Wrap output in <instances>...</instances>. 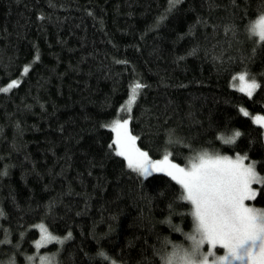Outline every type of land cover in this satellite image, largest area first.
Here are the masks:
<instances>
[{
	"label": "trees",
	"instance_id": "1",
	"mask_svg": "<svg viewBox=\"0 0 264 264\" xmlns=\"http://www.w3.org/2000/svg\"><path fill=\"white\" fill-rule=\"evenodd\" d=\"M262 14L264 0H0V87L19 82L0 92V264H39L40 225L71 233L56 264H160L184 242L179 186L126 167L104 127L116 118L152 159L247 154L264 176L263 129L239 111L264 114V43L248 31ZM239 72L261 85L251 98L230 87Z\"/></svg>",
	"mask_w": 264,
	"mask_h": 264
},
{
	"label": "snow or ice",
	"instance_id": "2",
	"mask_svg": "<svg viewBox=\"0 0 264 264\" xmlns=\"http://www.w3.org/2000/svg\"><path fill=\"white\" fill-rule=\"evenodd\" d=\"M176 2L169 0V10ZM248 31L264 43V14L249 26ZM28 71V67L23 69L25 74ZM232 79L239 81L238 91L249 98L261 87L247 72ZM18 84V81H11L6 87H0V92H9ZM143 87L145 85L140 82L132 86L130 98L121 111H131ZM239 111L245 117L250 115L244 108ZM130 119L116 118L104 125L115 134L109 148L139 177L147 178L153 173L170 177L179 186L176 201L188 205L186 214L192 219L191 232L183 233L188 246L173 244L170 252L160 256V264H264V209L247 203L255 201L264 189V176L257 172L256 162L249 161L247 154L237 153L230 157L206 150L197 152L186 166L173 162L171 152L153 160L147 151L137 146L138 137L130 131ZM253 123L264 129V116L254 117ZM241 135L240 131L234 130L231 135L218 138L225 144H235ZM169 143L179 141L170 139ZM169 208L173 209V205ZM39 230L40 239L35 242L37 250L51 243L62 245L71 238V233L64 238L53 235L44 225H40ZM175 230L182 232L178 227ZM205 246L207 251H204ZM217 249H222L223 254L218 255ZM98 256L104 264H116L104 252ZM36 259L39 264H52L49 257H28L30 262Z\"/></svg>",
	"mask_w": 264,
	"mask_h": 264
},
{
	"label": "rangeland",
	"instance_id": "3",
	"mask_svg": "<svg viewBox=\"0 0 264 264\" xmlns=\"http://www.w3.org/2000/svg\"><path fill=\"white\" fill-rule=\"evenodd\" d=\"M240 73H243V72H239V73H237L236 75H234V76H237L238 74H240ZM233 85H235V87H233ZM230 87L231 88H233V89H236V90H238V87H239V81L237 80V81H233V79H231V81H230ZM130 98V97H129ZM129 100V99H128ZM127 100V101H128ZM127 101H126V104H127ZM125 104V105H126ZM133 106V105H132ZM243 108V107H242ZM245 110H247L248 112H249V117L253 120V118L254 117H256V116H264V114L263 113H251L248 109H246V108H244ZM120 119H122V118H120ZM263 132H264V129H263ZM114 134V133H113ZM115 135V134H114ZM211 153H213V152H211ZM220 155H223V154H220ZM226 156H229V155H226ZM230 157H235V156H230ZM159 159H161V158H159ZM153 160H158V159H153ZM249 161H245V163H248ZM178 164V163H177ZM181 165V164H180ZM187 164H185V165H181V166H186ZM258 172V171H257ZM259 173V172H258ZM153 174H157V173H153ZM164 174V173H163ZM260 174V173H259ZM261 175V174H260ZM263 176V175H262ZM253 187L254 188H258V185H253ZM247 203H249L250 205H252V206H254V207H257L256 205H254L253 203H252V201H249V202H247ZM257 208H259V207H257ZM61 238V237H60ZM188 241H186L185 240V237H184V242L183 243H181V245H184L185 247H187L188 246ZM53 244H55V246H57L56 248H54V249H49V246L51 245H53ZM61 246V244H56V243H51V244H48V245H46L45 246V249L41 252V255L42 256H45V257H49L50 259H51V261H52V264H56V259H57V253H56V249L57 248H59ZM204 251H207V246H205V248H204ZM217 254L218 255H222L223 254V250L222 249H217Z\"/></svg>",
	"mask_w": 264,
	"mask_h": 264
}]
</instances>
